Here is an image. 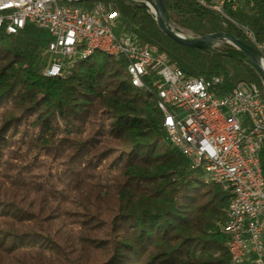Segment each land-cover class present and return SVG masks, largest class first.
I'll use <instances>...</instances> for the list:
<instances>
[{
	"label": "trees",
	"instance_id": "trees-1",
	"mask_svg": "<svg viewBox=\"0 0 264 264\" xmlns=\"http://www.w3.org/2000/svg\"><path fill=\"white\" fill-rule=\"evenodd\" d=\"M98 1L117 12L116 32L157 46L185 75L220 76V93L261 85L243 50L175 42L144 0ZM162 2L170 26L229 33L264 56V0H221L220 11L217 0ZM51 40L32 24L0 28V264H230L228 192L192 173L124 57L96 53L49 77ZM259 156L264 176V144Z\"/></svg>",
	"mask_w": 264,
	"mask_h": 264
},
{
	"label": "built area",
	"instance_id": "built-area-1",
	"mask_svg": "<svg viewBox=\"0 0 264 264\" xmlns=\"http://www.w3.org/2000/svg\"><path fill=\"white\" fill-rule=\"evenodd\" d=\"M0 0V28L16 34L27 24L51 35L42 73L63 74L72 60L93 43H105L124 57L144 88L165 105L162 128L167 140L200 173L223 190L235 205L221 228L235 249V264H264V80L238 83L220 93V76L189 77L155 45L140 44L133 33L116 32L118 14L98 0ZM80 2V1H79ZM250 37L249 32H247Z\"/></svg>",
	"mask_w": 264,
	"mask_h": 264
},
{
	"label": "water",
	"instance_id": "water-1",
	"mask_svg": "<svg viewBox=\"0 0 264 264\" xmlns=\"http://www.w3.org/2000/svg\"><path fill=\"white\" fill-rule=\"evenodd\" d=\"M71 1L79 2L83 0H71ZM144 1L146 6L149 7L150 12L154 14L156 23L158 27L161 29V31L175 42L188 47L203 49L206 48L208 45H210L214 39L223 40L224 42L229 43L243 50L246 53L247 57L249 58L250 62L257 68L261 77L264 80V68H262L258 62L259 57L260 58H264V57L252 46L246 44L243 41H240L239 39L235 38L233 35L225 32L206 34L201 37H189V36L181 35L176 30L171 28L167 23L165 17V7L163 5L162 0H154V1L144 0ZM151 6L153 7V9L150 8Z\"/></svg>",
	"mask_w": 264,
	"mask_h": 264
},
{
	"label": "bare ground",
	"instance_id": "bare-ground-1",
	"mask_svg": "<svg viewBox=\"0 0 264 264\" xmlns=\"http://www.w3.org/2000/svg\"><path fill=\"white\" fill-rule=\"evenodd\" d=\"M220 3L218 5L213 6V7L220 11V7H219ZM150 8L153 9L152 6ZM178 33H180L181 35H184L181 32H178ZM249 34H250V37L252 38L251 33H249ZM96 53H102V54L111 56L113 58H118L119 57L118 54L112 52V50L109 49V46L107 44H105V43H93V44L88 45V49H86L83 52L82 55L74 58L72 60V62L69 63V67L68 68H71V67L75 66L77 64V62H79L81 60L89 59L90 57H92ZM258 62L261 65V67L264 68V60H263V58L259 57L258 58ZM126 72H127L128 77H129L128 79H129L130 83L134 87L149 91L156 98L157 105H158L159 109L162 111V114H163V120H162V125H163V123L166 120V109H165V105L163 104V102H161V97L159 96V94L156 91L151 90V88H144L138 82V79L136 77L135 72L133 71V69L130 68L129 65H126ZM198 175L204 181V183H213L212 181L207 179L205 176H202V174L198 173ZM224 191L228 192V194H229V204H228L227 213H226V221H227V218H228V216L231 215L232 210H233V206L235 205V196L233 194V191H231V190H224ZM226 221L222 225L221 228H224L226 226ZM224 245H225V248L227 249V251L229 253V256H230V264H235V249H233L232 242L227 240V239H225L224 240Z\"/></svg>",
	"mask_w": 264,
	"mask_h": 264
},
{
	"label": "rangeland",
	"instance_id": "rangeland-1",
	"mask_svg": "<svg viewBox=\"0 0 264 264\" xmlns=\"http://www.w3.org/2000/svg\"><path fill=\"white\" fill-rule=\"evenodd\" d=\"M217 2H218V4L221 2V0H217ZM170 26V25H169ZM171 28H173L174 30H176L177 32H181V33H183L184 34V36H189V37H195V36H193V34L191 33V32H189V31H187V30H185V29H183V28H180V27H178V28H176V27H174V26H170ZM214 44V43H213ZM217 45V44H216ZM264 57V56H263ZM264 59V58H263Z\"/></svg>",
	"mask_w": 264,
	"mask_h": 264
}]
</instances>
